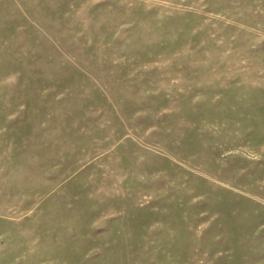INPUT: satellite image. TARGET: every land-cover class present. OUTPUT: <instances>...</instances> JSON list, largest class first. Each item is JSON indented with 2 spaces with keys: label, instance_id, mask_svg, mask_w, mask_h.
Here are the masks:
<instances>
[{
  "label": "rangeland",
  "instance_id": "rangeland-1",
  "mask_svg": "<svg viewBox=\"0 0 264 264\" xmlns=\"http://www.w3.org/2000/svg\"><path fill=\"white\" fill-rule=\"evenodd\" d=\"M0 264H264V0H0Z\"/></svg>",
  "mask_w": 264,
  "mask_h": 264
}]
</instances>
